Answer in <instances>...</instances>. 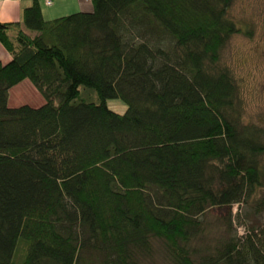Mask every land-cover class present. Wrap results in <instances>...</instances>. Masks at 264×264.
<instances>
[{
    "label": "trees",
    "instance_id": "1",
    "mask_svg": "<svg viewBox=\"0 0 264 264\" xmlns=\"http://www.w3.org/2000/svg\"><path fill=\"white\" fill-rule=\"evenodd\" d=\"M232 2L91 0L46 19L33 0L29 32L0 22V264H146L154 240L167 264H264L251 220L264 212V126L244 119L220 60L243 29ZM24 79L41 105H8ZM234 204L251 223L233 233L228 211L214 234L209 212Z\"/></svg>",
    "mask_w": 264,
    "mask_h": 264
},
{
    "label": "rangeland",
    "instance_id": "2",
    "mask_svg": "<svg viewBox=\"0 0 264 264\" xmlns=\"http://www.w3.org/2000/svg\"><path fill=\"white\" fill-rule=\"evenodd\" d=\"M230 15L243 28L226 42L221 51V63L229 68L239 88V97L242 113L245 120L264 126V0H233ZM246 26V27H245ZM247 29V31H245ZM17 89L23 93L22 86ZM107 106L117 112L123 113L126 105L119 99L107 100ZM245 205L234 204L229 208L215 209L209 212L211 227L214 234L222 235L227 227V213L231 211V231L240 235L243 231L242 223L250 224L251 220L261 221L262 215L248 219ZM236 213L239 215L236 218ZM160 240H154V253L146 264H167ZM25 243L20 242L16 250V260L24 254Z\"/></svg>",
    "mask_w": 264,
    "mask_h": 264
},
{
    "label": "crops",
    "instance_id": "3",
    "mask_svg": "<svg viewBox=\"0 0 264 264\" xmlns=\"http://www.w3.org/2000/svg\"><path fill=\"white\" fill-rule=\"evenodd\" d=\"M33 0H0V22L14 25L19 23V27L29 32L22 23V11L29 6ZM42 14L46 19L66 15L76 11H88L91 9V0H51V4H46L43 0H38ZM13 26L6 29L7 34H11ZM10 54L0 44V61L6 63L10 59ZM22 86L26 91L21 95V90L17 89ZM43 97L35 89L28 79H24L9 89L8 105L18 106L28 104L33 107L43 103Z\"/></svg>",
    "mask_w": 264,
    "mask_h": 264
},
{
    "label": "built area",
    "instance_id": "4",
    "mask_svg": "<svg viewBox=\"0 0 264 264\" xmlns=\"http://www.w3.org/2000/svg\"><path fill=\"white\" fill-rule=\"evenodd\" d=\"M47 5L51 4V0H43Z\"/></svg>",
    "mask_w": 264,
    "mask_h": 264
}]
</instances>
